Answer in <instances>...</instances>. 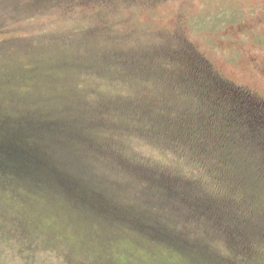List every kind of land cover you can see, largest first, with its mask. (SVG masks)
Here are the masks:
<instances>
[{"label": "trees", "instance_id": "16d2710c", "mask_svg": "<svg viewBox=\"0 0 264 264\" xmlns=\"http://www.w3.org/2000/svg\"><path fill=\"white\" fill-rule=\"evenodd\" d=\"M3 27L0 24V36ZM189 52L182 46L173 56L168 54L183 66L172 74L161 61L155 64L151 54L131 66L121 60L122 68L137 76H153L163 67L158 82L166 79L193 98L177 114L168 111L169 106L159 110L157 102L142 96L132 98L138 99L137 108L118 104L117 99L128 98L120 93L112 101L88 100L70 82L66 93L59 83L54 91L48 64L42 74L30 70L25 78L17 76L14 80L21 81L24 90L3 88L0 95V186L5 182L8 190L1 201L13 204L17 199L25 213L34 212L31 217L38 218L42 228L59 223L89 239L100 237L101 253H115L108 251L115 239L111 235L123 233L161 242L197 264H210L213 258L233 264L231 256L218 258L200 240H187L184 230L168 227L165 209L157 205L166 199L181 208L175 214L182 220L215 224L220 237L230 245L238 242L245 253L248 249L238 236L264 239V206L256 210L258 203L264 204V98L230 84L214 72L207 57ZM76 62L91 69L87 60ZM165 70L170 73L164 75ZM34 75L39 79L33 80ZM63 79L56 80L66 84ZM38 80L48 83V91L41 96L26 93L31 85L39 87ZM132 136L149 141L155 137V143L177 147L181 156L189 150L219 190L220 185L230 190L229 196L205 195L179 172L142 163L120 140ZM106 167L110 173H100Z\"/></svg>", "mask_w": 264, "mask_h": 264}, {"label": "rangeland", "instance_id": "374dc122", "mask_svg": "<svg viewBox=\"0 0 264 264\" xmlns=\"http://www.w3.org/2000/svg\"><path fill=\"white\" fill-rule=\"evenodd\" d=\"M0 24L5 31L0 36V95L3 88L23 91L25 86L14 79L27 77L30 70L42 74L48 64L56 83L51 87L54 91L57 83L65 93L71 84H77L81 97L97 102L115 100L120 93L128 98L116 102L127 108H137L138 99L132 98L142 96L150 103L157 102L159 110L169 106L168 111L177 114L193 102L191 94L166 79L158 82L163 67L153 76H137L133 70L123 69L121 60L131 66L141 62L142 55L151 54L155 64L161 61L172 74L183 66L167 56L183 46L186 51L207 57L214 72L230 84L264 98V0H0ZM76 59L91 62V69L88 71ZM105 62L104 67L101 64ZM35 75L32 79H39ZM59 77L66 84L56 80ZM36 82L39 87L31 85L26 93L41 96L48 91L47 82ZM120 140L125 151L137 154L147 166L179 172L205 195L216 199L229 196L230 190L222 185L219 190L211 175L192 160L189 150L181 156L177 147L155 143V137L153 141L141 136ZM161 140L165 141L163 137ZM107 169L110 173L108 167L100 173ZM1 184L0 264H197L161 242L123 233L111 235L115 239L108 251L116 254L101 253L100 237L89 239L88 234L80 235L72 226L70 229L59 223L42 228L38 218L31 217L34 212L25 213L17 199L13 204L1 201L8 191L6 183ZM164 200L157 207L165 209L168 227L184 230L187 240H200L202 247L216 252L218 258L231 256L233 264H264V239L238 236L240 245L248 249L245 253L238 242L230 245L220 237L215 224L182 220L175 214L181 208ZM263 206L258 203L256 210ZM125 248L127 253L123 252ZM214 260L209 263L223 264Z\"/></svg>", "mask_w": 264, "mask_h": 264}]
</instances>
